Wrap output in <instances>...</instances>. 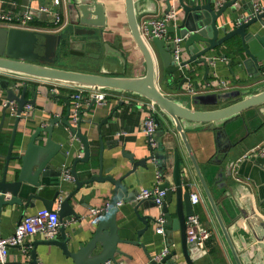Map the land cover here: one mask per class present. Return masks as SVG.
<instances>
[{
  "label": "water",
  "instance_id": "obj_1",
  "mask_svg": "<svg viewBox=\"0 0 264 264\" xmlns=\"http://www.w3.org/2000/svg\"><path fill=\"white\" fill-rule=\"evenodd\" d=\"M126 23L130 35L142 54L145 72L141 76H125L112 73L105 68L98 72H86L57 67L51 64V54L55 58L56 46L60 42L61 35L54 32L39 30H26L15 27L0 26V158L4 160L3 172L0 176V209L3 205H19L23 207L33 206L35 200H40L43 206L54 210L53 203L59 197L56 190L52 198H44L41 192L49 189L53 184L60 185L61 167L55 162V155L60 150V145L53 142L51 136L55 124L60 123L68 127L70 132L83 144V156L75 157L71 174L76 179L75 189L64 196L58 202L57 213L59 216L60 238L39 239L31 242L33 248L29 251V263L38 264L36 246L56 245L62 252L70 256L76 264H105L112 262L118 264L117 255L129 257L120 245L129 244L140 247L147 255L151 264H177L176 260H170L176 256L177 250H171L160 261L151 260L141 242V235L148 231L151 223L157 222L155 208H158L152 198L137 200V192H129L125 184L126 179L140 166L148 168V161H153L158 174L163 180L158 188L165 191L163 204L159 213L164 217V233L171 238L174 231L179 232L180 256L185 264H195L207 255L206 250L200 247L196 241L186 239V219L195 214V205L191 203L190 193L193 184H199L218 226L221 236L228 248L233 264H264V174L255 183V189L261 202L259 211L253 206L247 210H238L235 204H230L231 219L233 224L226 226L213 198L210 188L216 185L221 188V180L230 178L232 169L236 173L243 164L257 165L264 169V156L250 155L241 160H226L225 152L206 164L205 171L212 176V182L208 183L204 172L199 166L192 148L186 136V129L196 127H208L221 130L226 123L241 116L247 111H257V115L264 122V87L256 92L235 90L230 93H219L216 96L200 93H182L183 98H172L165 94L159 83L169 85L173 79H178V89L184 83L190 82L194 69L192 64L203 65V79L207 80L209 61L206 54L217 51V48L233 37L238 36L240 55L244 58L240 61L246 69L254 67L256 74L264 76L260 70V63L264 61V0H164L165 13L171 7L177 11L174 22L167 25L162 37H157L152 32V26L148 22L139 19L142 8L139 0H123ZM240 6L247 20L238 22L232 20L231 28H228L229 18L238 13ZM69 25L73 36L81 37L84 45H104L105 56L117 62L124 61L121 51L117 50L101 40H96V30L101 34L107 25V15L104 4L99 0H65ZM227 9L229 11L227 12ZM235 21V22H234ZM40 37H42L40 39ZM175 37L180 38L178 43L180 52L176 60L173 53L176 43ZM47 39L51 42H47ZM44 48L42 53L36 52V46ZM71 54L83 55L84 51L72 50ZM98 57L97 54H95ZM186 56V57H185ZM124 63V62H123ZM231 69V68H230ZM31 79L51 84L68 86L72 88L98 89L114 93H127L153 102L158 108L166 124L158 117L155 122L159 137H163L169 130L177 133L185 159L176 149L166 146L163 140L158 141L155 147H149V153L141 159H135L130 153L125 154L132 163L131 168L124 174L115 177L103 175L107 172L102 166L101 142L99 147L98 173L91 174L89 178L78 180L75 169L76 161L87 164L90 154V146L87 137L80 131L82 111L78 112V122L73 125L69 121L71 113V101L66 99V114L63 117L52 116L45 123L35 127L27 133L26 127L19 129L20 116L25 104L35 105V96L32 99L25 97L26 86H22L18 94L19 79ZM199 85L195 83L194 89ZM213 100H210L211 98ZM12 105H15L13 114V126L8 145L5 151L3 146L2 126L6 114ZM95 100L92 99L86 111H92ZM203 105H211L204 109ZM208 107V106H206ZM113 110L109 112L111 117ZM5 140V139H4ZM69 142V141H68ZM90 169V168H87ZM58 177L56 183L51 178ZM93 181H107L111 185L108 211L95 219V227L91 237L85 244L75 239V235L66 229L65 218L78 217L77 212L70 204L71 197L84 185ZM175 194L174 211H170V204ZM129 201L133 212L143 223V227L136 231V239H123L118 233L116 215L119 211L117 202ZM139 207L146 210L140 214ZM129 228L126 227V229ZM234 233L237 236L234 238ZM76 245V246H75ZM172 244L170 243L168 247ZM25 248L28 243H23ZM76 247V248H75Z\"/></svg>",
  "mask_w": 264,
  "mask_h": 264
},
{
  "label": "crops",
  "instance_id": "obj_2",
  "mask_svg": "<svg viewBox=\"0 0 264 264\" xmlns=\"http://www.w3.org/2000/svg\"><path fill=\"white\" fill-rule=\"evenodd\" d=\"M99 1L105 6L107 25L102 29L101 34L96 30V40H101L102 43H107L109 46L120 50L121 57L124 60L117 62L108 59V63H103L101 67L112 73L125 76L143 75L145 72L144 60L130 35L126 23L123 0ZM47 2H49V0H0V10L18 11L21 10L24 5L31 4L36 6L38 3ZM139 2L142 6L139 12V19H141V21L156 18L165 13L166 5L164 0H139ZM58 8L62 10L63 15L68 19L65 4L62 2V5ZM237 8L238 13L229 18L228 28H231L233 23L232 20H237L241 16H246V14L240 10L239 5H237ZM228 11L229 9H227V12ZM41 21L42 19L33 20L30 23V28L26 30L39 28L40 26L37 25L36 22ZM70 30L71 27H65L60 32H57L56 35H61V39L56 46L55 58L60 52L59 49L65 35H67V47L65 51L68 54H71L69 52L70 49L76 51L81 50V46L83 45L81 37L73 36L72 30ZM41 38L42 37H40V39ZM48 41L49 39H47V42ZM239 46V37L235 36L229 42L219 46L217 51H210L206 54L207 58H210L207 80L203 79V65L192 64L190 68H193L194 71L190 82L184 83L181 89L177 88L178 79L181 77L173 79L172 83L169 85H163L162 82H160L159 86L161 90L172 98H183L182 93H188V88H192L194 93L211 96H216L219 93L235 92V90L256 92L257 89H263L264 76L256 74L254 72V67L247 66L245 69L242 66L240 61L244 56L240 55V50H236ZM35 51L42 53L44 48L38 45ZM47 57L53 59L51 54ZM260 70L264 71V61L260 63ZM216 79L226 81L227 85L215 89L207 88V82ZM18 83L19 85L16 88L18 94L21 93L22 86H26L25 97L32 99L33 96H35V105H31L29 115L23 118L19 124V129L27 126V133L31 132L39 125H45L44 122L52 116L63 117L66 114V99H70L72 104L71 94L74 90L71 87H56L55 93L53 94L49 92L48 85L40 81L22 78L18 80ZM195 83L199 85L198 89H194ZM209 99L213 100L212 97ZM91 100L92 99L87 94H84L80 107L82 111V118L79 125L80 131L88 139L90 154L88 158L89 164L83 161L75 162L77 178L78 180H84L89 178L91 174L98 173L100 142L102 146L100 154L102 166L107 171L103 172V175L118 177L127 172L132 166V163L125 154L131 153L137 160L149 153L150 146L141 130L142 121L147 113V108L143 102L144 99L127 93L111 92L108 94L105 104L100 105L95 103L93 110L87 112L86 109ZM210 106L211 105H203V108L207 109L210 108ZM112 110V116L108 117L109 112ZM257 114V111L254 110L247 111L241 116L226 123L221 130L204 126L185 130L188 142L208 183L212 182V176L205 171L208 161L220 157L224 152L225 161L237 160L249 148L264 141V122ZM157 117L166 124L165 126L168 125L161 114ZM13 121V114L9 109L2 126L4 144L1 146L2 151H5V147L8 145ZM69 121L72 123L71 113ZM159 133V131H156L157 142L163 140L166 146L176 149L180 156L185 159V153L177 133L173 130H169L163 137H159ZM51 138L55 144L60 145V150L64 153V155H61L58 152L55 155L56 164L61 167L62 172L64 168L69 169L71 172L74 158L83 156L82 142L70 132L68 127L60 123L54 125ZM3 164L4 160L0 158V176L3 172ZM148 166L149 167L146 169L138 166L135 172L126 179L125 184L129 192H138L141 188H152L158 186L163 181L158 174L154 162L148 161ZM263 174L264 169L259 168L257 165L243 164L239 170V174L236 173L234 168L232 169V176L230 178L221 180L220 183L224 186L218 188L216 185H213L210 188L226 226H231V224H233L231 215L228 214L230 212V204H235L238 210H247L248 207L253 206L256 211H259V202L261 201L256 192L255 183L259 182L258 180ZM60 177V185L53 184L49 189L40 193L42 197L52 198L54 192L59 190L60 198L62 199L75 189L76 179L74 177L73 180L63 179L62 174ZM57 179L58 177L55 176L51 178L54 183H56ZM110 189L111 185L107 181H93L89 184L82 185L71 197L69 202L77 212L78 217L69 216L65 218V220H67L72 217L75 219V222L64 225L67 230L75 235V239L81 244H85L89 240L95 227V218L90 215V209L104 205L111 196ZM191 190L197 193L199 198L198 202L194 204L195 215L199 217V220L209 228L211 232L210 238L201 246L206 250L207 255L196 260L195 264H233L228 248L221 236L201 187L199 184L194 183ZM120 201L121 204L118 206L119 211L116 215L119 236L123 239L135 240L136 231L143 227V223L133 212V208L129 201ZM58 202L59 197L53 203V208L55 210L58 209ZM174 203L175 194H173L170 204L171 212L174 211ZM41 207L44 206L40 200H35L33 206H28L26 208L19 205H3L0 209V235L3 237L11 235L15 225L21 220L23 215L33 213ZM261 207L264 208V203ZM138 210L140 214L146 213V210L142 207H139ZM154 211L156 216L160 215L158 208H155ZM128 226L129 228L126 229ZM155 229L156 223H151L149 230L144 232L140 237L146 252L151 258L156 256L164 247H167L171 243L172 245L168 247L169 251L177 250V254L170 260H176L177 264H185L180 256L179 232L174 231L172 237L169 238L165 233L163 235L157 234ZM233 236L235 238V236H237L236 233H234ZM56 237L60 238L59 231ZM39 239L44 238L39 234L29 236L24 241V243H28L25 250L23 246L9 247L7 264H30L29 251L33 248L31 242ZM120 247L130 255V258L117 255L118 264L149 263L150 260L140 247L129 244H122ZM36 252L38 264H76L70 256L65 255L56 245L38 244L36 246ZM105 264L113 263L106 262ZM166 264L171 263L167 262Z\"/></svg>",
  "mask_w": 264,
  "mask_h": 264
},
{
  "label": "built area",
  "instance_id": "obj_3",
  "mask_svg": "<svg viewBox=\"0 0 264 264\" xmlns=\"http://www.w3.org/2000/svg\"><path fill=\"white\" fill-rule=\"evenodd\" d=\"M65 4V0H49L47 3H38L36 6L31 4L24 5L21 10H0V25L2 27H15L21 29L30 28V23L33 20L44 19L46 26L39 28H32L34 30L46 31V32H60L68 24V19L63 15L62 11L58 8L61 4ZM177 11L174 7L162 14L159 17L145 19L144 22H148L152 26V32L157 37H162L167 25L171 24L176 20ZM65 20L63 21V19ZM247 20V16H241L238 22ZM173 41L176 43L174 49V57L177 60L180 52L178 43L180 38L175 37ZM39 82V81H38ZM41 82V81H40ZM49 87V92L55 93L56 87H61L62 85L46 83ZM227 85L224 80H211L208 81L207 88H220ZM72 88V87H71ZM74 92L71 94L72 104H71V117L72 124L75 125L78 122V112L82 105L83 95L87 94L91 99L95 100L96 104H105L108 94L111 92L98 90V89H83V88H73ZM188 92H193L192 88H188ZM144 104L147 108V113L142 121L141 130L146 137L148 145L150 147H155L157 145V124L155 122L156 117L159 115L158 108L156 105L144 99ZM11 113H15V105H12ZM31 110L30 104H25L20 116L23 118L29 115ZM250 155L264 156V141L249 148L244 152L238 160L247 158ZM62 177L65 180H73V176L69 169L64 168L62 172ZM165 197V191L160 190L158 186L152 188H141L137 192L136 199H149L152 198L154 203L160 208L163 204ZM61 198L59 199V201ZM190 200L192 204H196L199 200L198 194L191 192ZM121 201L117 202L120 205ZM108 201L104 205L91 208L90 215L95 219L103 216L108 211ZM75 222L74 218H69L64 221V224H70ZM164 223V217L160 214L157 217L156 229L157 234H164V228L162 224ZM60 221L57 210H49L45 207L37 209L35 212L30 214H25L21 220L15 225L13 233L9 236L0 235V264H7V254L8 248L11 246H22L24 241L32 235H41L44 239H53L56 237L59 231ZM211 232L200 220L197 215H190L186 219V239L187 241H196L201 247L204 242L210 238ZM25 250V248H24ZM169 253V248L164 247L156 256L151 258L153 261H160L164 256ZM148 264H151L150 261Z\"/></svg>",
  "mask_w": 264,
  "mask_h": 264
},
{
  "label": "rangeland",
  "instance_id": "obj_4",
  "mask_svg": "<svg viewBox=\"0 0 264 264\" xmlns=\"http://www.w3.org/2000/svg\"><path fill=\"white\" fill-rule=\"evenodd\" d=\"M64 20L65 18L63 21ZM104 49V45L94 44L87 46L83 44L81 46V50L84 51L83 55L68 54L66 51H60L57 57L52 59L51 64L72 70L99 71L103 63H108L109 61L105 56ZM95 54H97L98 57H96Z\"/></svg>",
  "mask_w": 264,
  "mask_h": 264
},
{
  "label": "trees",
  "instance_id": "obj_5",
  "mask_svg": "<svg viewBox=\"0 0 264 264\" xmlns=\"http://www.w3.org/2000/svg\"><path fill=\"white\" fill-rule=\"evenodd\" d=\"M37 23V25H39L40 27H44V26H46V23H45V21H41V22H36ZM71 31V30H70ZM64 34H66V33H64ZM66 38H67V35H65V38H64V40H63V42H62V44H61V46H60V51H65V49H66V47H67V40H66ZM192 76V75H191Z\"/></svg>",
  "mask_w": 264,
  "mask_h": 264
}]
</instances>
